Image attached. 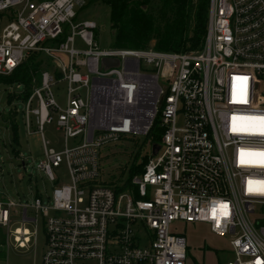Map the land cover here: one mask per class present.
Returning <instances> with one entry per match:
<instances>
[{
  "label": "built area",
  "instance_id": "built-area-1",
  "mask_svg": "<svg viewBox=\"0 0 264 264\" xmlns=\"http://www.w3.org/2000/svg\"><path fill=\"white\" fill-rule=\"evenodd\" d=\"M76 3L0 0V75L30 54L44 59L28 96L22 84L18 95L9 90L26 135L40 137L36 168L52 183L60 164L69 174V184L30 205L0 195L5 245L20 207L23 225L41 217V264H186L177 221L226 237L224 264H264V0H209L202 47L183 52L100 48L98 25L76 22ZM57 82L66 84L65 107L54 98ZM53 121L61 150L43 134ZM156 122L155 145L146 138ZM139 138L147 162L116 191L101 177L100 149ZM31 236L14 230L19 248Z\"/></svg>",
  "mask_w": 264,
  "mask_h": 264
},
{
  "label": "rangeland",
  "instance_id": "rangeland-1",
  "mask_svg": "<svg viewBox=\"0 0 264 264\" xmlns=\"http://www.w3.org/2000/svg\"><path fill=\"white\" fill-rule=\"evenodd\" d=\"M147 9L159 21L156 15V1H152ZM75 10L77 11L76 22L90 19L98 25V46L100 48L110 47L112 37L108 6L98 0L91 4L89 0H77ZM155 42L156 40L153 38L147 46L153 48ZM10 89L14 91L15 95L21 91L20 88H17V83L0 85V195L4 194L22 205H30L38 193L45 197L51 196L54 186L69 184V174L66 166L60 164L59 167L53 168L56 182L52 183L42 172L37 170V163L44 158L39 135H26L21 113H15V119L19 126L16 135L10 127V123L1 118L3 115H8L10 111L22 110L19 99H9ZM52 91L58 105L65 107L66 84L57 82L52 86ZM32 129L35 130V127L32 126ZM43 134L49 142V147L57 150L63 148L62 135L56 130L55 121L44 125ZM140 139H125L105 145L100 149V155H102L100 164L103 169L101 177L106 184L110 183L116 186L124 184L126 172L132 162L139 155H143L145 142ZM73 142L74 139H69L68 144L71 146ZM44 203L51 202H47L45 199ZM21 210L20 207H15L11 211L7 244L0 248L3 251L0 264H41L45 242L41 217L38 215L36 223L32 221L23 225L19 215ZM27 213L30 216L35 215L31 209H28ZM18 228L28 229L32 234L31 243L24 248H19L14 242V230ZM172 228L173 231L180 233L186 239V264H215V262L224 264L232 259L228 239L212 234L206 224L177 221L172 225ZM2 232L6 234L4 229ZM34 237L36 238L34 239Z\"/></svg>",
  "mask_w": 264,
  "mask_h": 264
},
{
  "label": "trees",
  "instance_id": "trees-1",
  "mask_svg": "<svg viewBox=\"0 0 264 264\" xmlns=\"http://www.w3.org/2000/svg\"><path fill=\"white\" fill-rule=\"evenodd\" d=\"M97 0H89L95 3ZM109 8L111 30L110 47L119 49H144L155 38L154 49L160 51L183 52L199 50L204 42L209 0H98ZM156 1L157 21L150 12L149 4ZM98 37V30L95 32ZM44 68V59L39 54H30L9 75H0V85L4 83L22 84L24 97L28 96L33 86L32 80H39V73ZM9 99L15 98L8 95ZM15 111L1 116L10 123L14 134L18 131ZM163 130L154 124L146 139L158 144ZM17 139V137H16ZM138 155V152H136ZM141 157V158H139ZM126 172L122 186H115L116 191L130 187V179L143 171L147 154L139 155ZM140 160L138 163L137 161ZM109 185H112L109 183ZM5 245V234L0 228V248ZM3 251L0 250V257Z\"/></svg>",
  "mask_w": 264,
  "mask_h": 264
},
{
  "label": "water",
  "instance_id": "water-1",
  "mask_svg": "<svg viewBox=\"0 0 264 264\" xmlns=\"http://www.w3.org/2000/svg\"><path fill=\"white\" fill-rule=\"evenodd\" d=\"M101 63L105 67H108V66H116L118 64V61L116 59H113V58H103ZM22 165H23V163H22Z\"/></svg>",
  "mask_w": 264,
  "mask_h": 264
},
{
  "label": "crops",
  "instance_id": "crops-1",
  "mask_svg": "<svg viewBox=\"0 0 264 264\" xmlns=\"http://www.w3.org/2000/svg\"><path fill=\"white\" fill-rule=\"evenodd\" d=\"M203 249V248H202ZM204 250V249H203ZM219 262H215V264H218Z\"/></svg>",
  "mask_w": 264,
  "mask_h": 264
}]
</instances>
